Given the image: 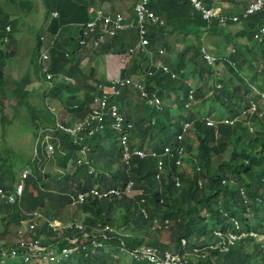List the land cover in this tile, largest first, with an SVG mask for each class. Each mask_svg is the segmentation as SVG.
Here are the masks:
<instances>
[{"label":"trees","instance_id":"obj_1","mask_svg":"<svg viewBox=\"0 0 264 264\" xmlns=\"http://www.w3.org/2000/svg\"><path fill=\"white\" fill-rule=\"evenodd\" d=\"M95 1L99 3L107 1L112 4L113 0H42L43 18L47 20L45 31L48 37H54L47 46L49 59L44 62L41 59L43 41L38 34L34 38L27 70L19 79L20 88L23 85L28 86L33 81L45 82L47 87L42 90L41 96L50 97L62 106L63 117L56 118L51 112L55 120L48 121L46 126L40 128L42 130L54 127L58 120L65 126H71L73 118L83 119L90 110L92 97L96 94L101 96L100 93L107 90V84L110 82L106 79L102 81L99 79L101 86L99 88L91 73H81L80 56L76 57L79 49L87 48L90 54L103 55L108 52L123 53L132 47V43L129 42L131 33L122 36L127 30L117 31L110 38L109 34L102 33L100 25L95 26L93 30L83 27L84 36L76 40V48L68 53L74 57V62L70 61L72 64L70 65L64 52L66 46L58 41L65 27L89 20L87 7ZM158 1L160 3H157ZM199 1L206 10L214 8L218 3L221 8L220 16L215 14L205 18L202 10H197L189 0H186V3L185 0L149 1V9L162 16L165 23L162 26H147L148 32L144 38H148L149 43L144 46V52H140L142 47L134 51L132 69L123 71L122 75L131 71L135 76L145 75L146 88L157 89V95L162 99H170L173 96L178 111L182 110L181 97L185 98L192 86L188 80L196 81L194 97L199 98L202 106L208 108L205 114L209 118L216 106L224 109L227 114L234 112L235 106L233 103L229 104L228 98L233 99L237 96L240 101L247 103L248 100H252L256 105V112L250 118L253 131L249 132L243 123L233 127L223 124H217L216 128L210 127L204 119L191 113L187 119L192 123L193 136L185 138L182 144L192 160L188 174L186 170L185 173L180 172L179 165L164 157L165 178L155 182L153 177L156 162L151 157L133 156L128 165L120 160L123 150L114 138L116 136L114 126L118 127L119 131L126 132L130 147L142 148L146 139H149L150 148L160 153L164 145L171 143L181 133L180 121L170 107H164L159 113L147 108L135 98L136 91L129 85L121 93L111 95L102 109L108 116L103 122L111 126L110 132L113 135L111 137L115 140L108 150L106 130L97 137L85 140L91 145L88 151H82L80 146L73 144L64 133L49 132L52 134V139L48 141L52 143L51 150L44 148L45 145H40L41 141L37 140L30 161L23 163L19 170L18 175L26 171L22 179L20 177L24 184L21 202L11 205L0 203V222L3 224L1 235L15 229L27 210L38 209L46 219H63L62 211L67 209L64 223L72 224L71 228H64L60 233L48 231L44 235L47 239L41 240L43 243L41 245L47 251L56 254L61 252L62 248L73 245L70 240L77 237V244H88V247L91 240L98 242L96 248L77 250L68 257L59 259L58 262L37 257L27 262L19 257L23 248L7 239L0 241V264H30L35 261H43L44 264H151L143 260L137 262L135 258L129 256L132 250L142 245H154L161 253L165 251L177 253L183 261L190 264L187 255H191L192 250L182 247L181 239L194 241V245L200 248L207 245L214 247L218 242L219 246L222 242L224 246V236L221 242L219 236L213 235V230L219 226L224 232L230 226L228 219L237 218L240 220L238 222H241L237 227L246 231L259 230V226L264 225V222H261L264 212V43L257 47L245 46L242 50H234L233 53L225 52L218 56L212 65H208L201 56L200 49L202 39L206 40L207 37L212 38L216 35H220L224 44L235 48L237 37L249 38L253 31L258 29L263 13L256 11L242 17V13L238 12L240 0ZM4 2V5H0V89L4 76V62L16 55L18 46L14 34L18 21L17 10L11 7L6 9L13 0ZM52 11L57 13L54 18H50ZM233 17L241 20V30L231 20ZM219 19L222 20L221 23L218 22ZM135 36L137 38L136 34ZM67 39L68 44H73L72 37ZM80 40L84 43L80 44ZM5 45H10L9 52H6ZM112 47L115 50H111ZM159 47L165 53L164 59L159 53ZM172 50L174 56L171 59L168 54ZM219 62L222 67L216 70L215 64ZM148 69L151 70V75L147 74ZM164 70L168 72L165 73ZM60 76H66V80H61L56 86L57 77ZM65 81L69 84L62 87L61 84ZM218 83L220 87L208 96L209 91ZM115 90L120 91V88L115 87ZM80 91L83 94L77 98ZM11 92H16L14 96L18 94V90ZM19 92L22 95L26 94L24 90L19 89ZM18 104L19 102L15 106L16 109ZM111 107L116 114H123L125 116L123 119L129 124L117 122L110 115ZM65 117H68L67 121L62 120ZM152 117L153 124L150 123ZM51 122L53 126H49ZM40 129L32 119L31 130L35 136ZM229 146L231 149L228 151V159L220 160L213 168V155L220 156ZM54 147L66 151L67 155L56 162L55 168H51L47 160L54 153ZM83 158L86 161H83ZM244 159H248L246 164ZM31 161L32 164H29ZM3 163H0V188L11 191L12 185L18 184L20 179L6 177L5 173H11L12 168L11 164L7 165L5 161ZM67 163L71 164L70 172L65 169ZM89 170L92 172L88 173ZM244 171H248V175H244ZM177 174L181 180L180 187H176L173 181ZM225 177L233 181V186L222 184V178ZM129 180L133 181V189L139 190L140 194L129 197L121 193L119 197L111 196L105 200L86 196L82 203H71V195L87 192L94 184L124 189ZM198 181L201 182V186ZM155 187H159L160 190ZM240 191L244 195H241ZM141 208L147 211L146 217L141 213ZM155 217L162 219L168 217L173 223L165 227L158 222L153 223ZM258 220L260 221L257 222ZM76 223L81 227H75ZM105 225L121 228L120 235L105 230ZM34 227H38L34 230L38 236L49 228L46 221L33 225L26 233L20 231L19 234L26 235ZM229 230L235 231V228L229 227ZM165 232L168 233L170 244L160 240V233ZM201 237L204 238L200 240ZM252 240L251 237H240L238 243L228 246L226 251L208 248L205 257L196 259L198 262L196 264H264V252L253 244ZM11 249L16 250L19 255L10 258L8 253Z\"/></svg>","mask_w":264,"mask_h":264},{"label":"clouds","instance_id":"obj_2","mask_svg":"<svg viewBox=\"0 0 264 264\" xmlns=\"http://www.w3.org/2000/svg\"><path fill=\"white\" fill-rule=\"evenodd\" d=\"M138 1H140V0H134L132 2V9L130 10V11L133 12V19H134V27L133 28L135 29V34L137 35L136 41L133 43L131 48H127L125 50V52H123L124 54L121 56L120 62L118 61L117 58H115V60H117L116 68L114 67V73H113L112 77H110V79L107 80L110 83L107 84V90L105 89V91L103 93H100V94H102V95L106 94L108 96V99H109V97L111 96V88H112V91H114L116 94H118L119 92L121 93L122 90H124L126 87L131 85L133 87V90L136 91L135 92V98H138V100L140 102H142L144 105H146L147 108H149L150 110L153 109V110L157 111V113H159V112L164 110V107H170L174 111L175 114H182V119H179L180 125H181V133H179L170 144L164 145L163 148H162V152H160V153H157V152L153 151L150 148V145H148V148H146V146H144L142 148L130 147L129 142H128V135L126 134V132L119 131L118 127L114 126L115 130H117L119 132V139L116 141V143L123 150L122 151V157H121L120 160L123 161L124 164L128 165L130 160H131V158L133 156H137L138 158L151 157L156 162V165H155L156 171H155L153 180L155 182H160L161 179L165 178V166H164V161H163L164 157H166L169 161H173L176 165H179L180 166V172H184L185 173V170H184L185 164L186 163L191 164L192 160H188L187 151H186L185 147L182 145V144H184V139L185 138H190V137L193 136L192 135V131H191V130H193V129H191V126H192L191 124L192 123L190 122V120L187 119L188 115H190L191 113H194V114L198 115V117L204 119L208 126L215 127V128L217 127V124H223V125H228V126L233 127V126H235L238 123H243V124H245L246 129H248L249 132H252L253 131V126H252L250 118H251V116L254 115V112H256V105H255L254 101H252V100H248V103L246 101H240V104H241L240 107H238V108L234 107V112H232L231 114H227L224 109H222L219 106H216L213 115L209 118L205 114V112L208 111V108L207 107H203L202 106V102L200 101V99L199 98L197 99L196 97H194V90H196V88L194 86L193 81L189 82L190 80H188L190 86L191 85L192 86H191L190 90L188 91L187 96L185 98L181 97V101L180 102L182 104V110L178 111L177 110V105H175V99H174L173 96H171L170 99L169 98H164L165 100H163L162 98H160L157 95V89H155V88L154 89L146 88V85L144 83V81L146 79L145 75L142 74V75H139V76H135V75H133V71L128 72L125 75H122L123 71H130L132 69L131 66L134 64V59H133L134 51L139 49L140 47H142L140 49V52H144V46L149 43L148 38H144V36H146V34L148 32V27L147 26H149V25L162 26L165 23V21L163 20L164 18L162 16H159V15L155 14L152 10L149 9V7H148L149 1H148L147 4H146L147 9L153 12V14L157 17V20H156V22H151L150 20H146L144 22V30H143V32H140V30L138 28L137 19H136L135 15H134V7H135V4ZM258 2H260V4ZM99 4H101V2L99 3L98 1H95L91 5H88L87 13L89 15V20H87L86 22L80 24V26H79V37L78 38H81V37L84 36V34H85L84 28H86V24L89 21H91L92 18H93V13L90 11L91 9L93 11H100L101 13H103L105 15H109L111 17H113L114 14H116V13H120V14L123 13L120 10H116L114 12H110V11L106 10L105 7H103V6L99 5ZM214 9L217 11V13H216L217 16H220L219 13L221 11V8L218 5V3H216V6L214 7ZM256 11H261L263 13L262 16H261V24L258 27V29L256 28V30L253 31V33L251 34V37H249V38L240 37V36L237 37L240 40V42L235 43V48H230V50L228 52L233 53L234 50H236V49L237 50H242L245 46H252L251 43L250 44L246 43L247 41L251 42L252 40H256L257 41V45L255 47H257L259 45H261V46L263 45V43H264V40H263L264 39V37H263L264 36V0H240V8H239L238 12L242 13L241 14L242 17H245L248 14H252V13H254ZM53 12L56 13L55 11L50 12V18H54V17L57 16V13H56V16H52ZM231 20L234 21V24L239 28V30L242 29L241 20L238 17H233V18H231ZM125 21H126L125 23H127V27H125L123 30H128V29H130L129 28V22L126 19H125ZM218 22L221 23L222 20L219 19ZM216 24L218 25V23H216ZM97 25H99V24H97ZM230 25H231V23H230ZM169 30L171 31L172 28H169ZM112 36H110V38ZM216 36H220V35H216ZM51 38L53 39L54 37H51ZM51 38L49 37L48 45H49V42L52 41ZM41 39L43 41V46H42L41 50L43 51V50H45L47 48L44 45V42H45V40L47 38L44 37V36H41ZM203 42H204V39H202V46L200 48L201 49V56L204 57V59L207 61V63L209 65H212L216 61L217 57L213 53H209V52L206 51V49L203 46ZM111 50H115V49L112 47ZM159 53L161 55H165V53L161 49V47H159ZM103 55L106 56V57H108L110 55L117 56V54L109 53V52L107 54H103ZM157 63L159 64V61H157ZM216 64L219 65L221 63L219 62V63H216ZM216 64H215V69L217 67ZM160 66H162V65H160ZM221 67H222V64H221ZM143 68H145V67H143ZM147 71H148L147 72L148 75L152 74L150 69H148ZM164 72L167 73L168 71H164ZM171 76H172V74H171ZM115 78L117 80H115ZM97 85L99 86V88H101V86H100V84L98 82H97ZM115 87H119L120 91L115 90ZM219 87H220V83H218L215 88H213L212 90L209 91L208 96H210ZM101 90H104V89H101ZM254 92L257 93L255 90H254ZM99 97H101L99 94H96V95H94L92 97V101H91V103L89 105V109L90 110H89L88 114L90 113L91 108L95 106V99L99 98ZM261 105H263V102L261 103ZM88 114L83 119H85L88 116ZM110 115L113 116L112 114H110ZM107 117L108 116L105 115L103 113V111H102L101 120L99 121V124L101 125V127L98 128V130L95 131L92 135H87L86 133H83V138L81 140H74L68 134L60 131L58 129V127H57V124H62V123H60L61 120L56 121L54 127L48 128L47 131H49L50 133H54L55 131H59L61 133H64V134H66L69 137L70 141L73 144L79 145L82 151H88L89 147L91 145L89 143H87L85 140H89L92 137H97L100 133H102V132H104L106 130V127H107L108 124L104 123L103 120H105ZM113 117H114V119L117 122H119L121 120V118H125V116H123V114H121V113L116 114ZM83 119H75V118H73L72 119V124L69 127H72L73 123L75 121H79L80 122ZM153 122H154V117L151 118L150 123L153 124ZM50 133H48V134H50ZM50 135H52V134H50ZM48 139H52V138L51 137H47V140ZM122 140L124 141V143H122ZM48 145H50L52 147V143L48 142L46 144V147H48ZM230 149H231V147L229 146V150L228 151H230ZM139 153H142V155H140ZM228 154H227V156H228ZM125 155H128V157L125 158ZM216 156L217 155H213V157H216ZM227 159H228V157H227ZM227 159H224V160L226 161ZM83 161H86L85 158H83ZM243 161L246 164L248 159H244ZM195 164L196 163L194 162L193 165H195ZM215 167H216V165L213 166V168H215ZM197 170H199L198 167H197ZM91 172H92L91 170L88 171V173H91ZM243 173H244V175L245 174L248 175L249 172L248 171H244ZM25 174H26V171H22L18 175V179H20V177L22 179V177ZM106 176H108V174H106ZM248 177H250V176H248ZM21 179L18 182L21 183V185H22ZM173 181H174V185L176 187H180L181 180H180V176L178 174L173 177ZM198 184H199V186H201V182L200 181H198ZM222 184L223 185L233 186L231 184H234V183H233V181H231L229 179V177H225V178H222ZM16 185L17 184H13L12 185V190L11 191H6L3 188H0V189L3 191L4 194L9 195V194L14 193V190H15L14 187ZM93 189L95 190L96 194H92L91 193V190H93ZM155 189H157L158 191L160 190L159 187H155ZM121 193L125 194L126 196L131 197V196H136L137 194H140V191L136 190V189H133V181L129 180L127 182V184L125 185L124 189L111 188V187H100L98 184H94V186L90 187L87 192H78L76 194H73V195L70 196V199H71V203H82L86 196H92V197H95V198H97L99 200H105V199L110 198L111 196L119 197ZM240 193H241V195H244V194H242V191H240ZM22 194H23V190H22ZM79 195L82 196L81 199H79ZM20 202H21V197H20L19 201L14 202V203H9L5 199L0 197V203L11 205V204H15V203L19 204ZM161 202H162V200H160V203ZM140 211L144 215V217H146L148 215L147 211L144 208H141ZM38 214H40L41 217H39ZM262 218L263 219H262L261 222H264V212L262 214ZM29 220H31V221H29ZM48 220L49 221H58L60 223L59 230L57 231V233H60L61 230H63L64 228H71V226H72V224H70V223H64L63 219H58V218L57 219H46L45 217H43L42 213L38 209L27 210V211L24 212L23 217L19 220V224L17 225V230L15 228L16 235H15V240L12 243L16 245L17 242L20 239L26 238V239H37L40 242V244H43V243H41V240L47 239L44 235L48 231H53L51 228H48L46 230V232L42 233L40 236H38L34 232V230L36 228H38V227H34L31 230V232L26 234V235H20L19 232L29 228L28 224H32L33 223L34 225H37V224H40V223H44V222H46ZM238 221H240V220H238L237 218H233V219H228L227 220V222L230 223L229 227L235 228V231H230L229 227H228L223 232V231L220 230L219 226L217 227V229L213 230V235L214 234H219L220 235L219 238H222V236H224V238H225L224 239V241H225V245L224 246H223V242H222L223 239H220V241L222 242L221 246H219V243H217V244H215L214 247L207 245L205 247H201L200 248V247H197V245H194V241L189 242L186 239H181L180 240V244H181L182 247H185L188 250H192L191 255H195L197 257L196 259H198V258L200 259V258L205 257V253L208 250V248L209 249L218 248V250H220V251H223V250L226 251L228 246H234L235 244H237L240 237H249V238L251 237L253 239L251 242H253V244H256L264 252V225L263 226L260 225L259 228H258L259 230L255 229V230L246 231L245 229L241 230V229H239L237 227V225H239V223H241V222H238ZM259 221L260 220H258L257 222H259ZM152 222L153 223L158 222V224H162L165 227L166 226H170L173 223L172 220L170 218H168V217L167 218H163V219L159 218V217H155ZM257 222H256V227H257ZM79 226L81 227L80 224H78V223L75 224V227L80 228ZM105 230H108L110 233H115L117 235H120V232H121L122 229L121 228L120 229H116V228H113L112 226L105 225ZM218 230H220V232H217ZM12 234H14V232ZM228 235H232V236H234V238L233 239H229ZM203 238L204 237H201L200 240H202ZM74 239L78 240L77 237H73L70 240V242H72ZM93 242L95 243V246L93 245ZM89 243H90V245H89L90 247H88V244H86V245L77 244V241H76L75 243H72L73 245L69 246L68 248L73 247L74 245H77V249H75V251H77V250H79V251L80 250H85L86 251L89 248L95 249L96 246L98 245L97 242L92 241V240ZM121 246H123V245H121ZM142 247H154V248H156L154 245L153 246H151V245H142L141 247H138V248L132 250L129 253V256L134 258L131 255V253L133 251H136L137 249L142 248ZM121 249H123V247H121ZM165 252H170V251H165ZM9 253H10V251H9ZM9 253H8V255L10 256ZM170 253L173 254V255H178L180 257V255L177 254V253H173V252H170ZM56 255L58 256V261H59V259L66 258V257L69 256V255L63 256L62 254H60V252L56 253ZM189 256H190V254L187 255L188 263H190V264L198 263L196 261V259L190 258ZM137 262H142V261H137Z\"/></svg>","mask_w":264,"mask_h":264},{"label":"rangeland","instance_id":"obj_3","mask_svg":"<svg viewBox=\"0 0 264 264\" xmlns=\"http://www.w3.org/2000/svg\"><path fill=\"white\" fill-rule=\"evenodd\" d=\"M134 0H129L128 3V9H132V2ZM101 6L105 5L107 7V2ZM103 6V7H105ZM15 8L17 10V25L16 30L14 32L15 37L18 42L17 46V52L16 56L13 58H10L6 60L5 66H4V76L1 81V89H0V163L6 162L7 165L11 164L12 172L11 173H5L6 177H9L11 179L17 180L18 173L20 168L23 166L22 164L30 161V157L33 155V151L35 148V144L37 140H40V145H45L44 148H46V143L50 141L51 139L47 140L48 133L47 129H40L44 126H46L48 121L55 120L56 118L61 119L63 116L62 114L63 109L62 106L57 103V101L52 100L50 97L43 98L41 96L42 90L47 87V84L45 82H31L28 86L23 85L22 88L19 86V79L17 78L19 73L22 75V72L24 73L27 70L28 67V61L30 58V52L32 41L35 38L36 35L41 33V36L43 35V29L41 27L42 25L46 24L47 20H43L42 16L44 13V8L42 4V0H13V2H10L8 4V7L6 9ZM7 13H10L7 11ZM43 20V21H42ZM164 20V19H163ZM66 28V27H65ZM129 31V32H128ZM131 33V37L129 42L134 43L136 41L135 36V29H128L123 36L126 34ZM78 34H74L73 37V44L76 43V39H78ZM45 37V36H44ZM47 39L44 42V45L47 47L49 37H46ZM190 38V37H189ZM126 39V38H125ZM189 40V39H188ZM191 41V40H189ZM210 41H212L210 43ZM240 42V40L237 38L236 43ZM246 43L252 44L253 46L257 45L256 40H252L251 42L247 41ZM226 44V43H225ZM224 42L221 41L220 36H211L203 42V46L206 49L207 52L213 53L216 57L222 56L225 52H228L230 50V46L227 44L225 45ZM6 52H9L11 47L10 45H5ZM76 46V45H75ZM28 48V49H27ZM69 49L74 50V46L70 47ZM82 49H79V51ZM164 59L165 55H161ZM169 58L172 59L173 50L168 54ZM94 56L90 55L88 59H90V65L97 66V62L95 61ZM106 64H104L105 68L108 65H114L117 60H115V55H110L108 57L104 56ZM112 60V61H111ZM114 62V63H113ZM114 67L110 69V72H108L106 69V76L109 78V74L113 75L114 73ZM221 68V64L217 65L216 69L219 70ZM99 72V70H98ZM100 73V72H99ZM66 80V77L64 78ZM67 80L70 81V78H67ZM190 80V79H189ZM53 81H51L53 85ZM191 82V80L189 81ZM70 83H73L70 81ZM195 84L196 81H193ZM65 84H69V82H64V84H61L62 87L65 86ZM56 86L59 85V83L56 81ZM32 86H36L37 90L32 88ZM202 86V85H201ZM50 87V86H49ZM20 90L26 91L25 95H22ZM34 89V92L32 90ZM13 90H18V98L14 96V93H11ZM81 96L78 95L77 98H80ZM18 104V109L15 108L16 104ZM173 102V101H172ZM229 104L233 103L236 108L240 107V100L236 96L235 98L231 99L228 98ZM17 111H16V110ZM52 112V113H51ZM178 119H182V114H177ZM32 119L35 121L36 125L39 127V133L37 136H35V133L33 130H31L32 125ZM49 126H53L52 122ZM111 127L107 125L106 127V149L108 150L110 147V144L112 142H115V140L111 137L113 136L111 134ZM114 134L116 135L114 138H116V141L119 139V132L117 130H114ZM149 139H146V143L144 144L146 148H148L149 145ZM196 145V143L194 144ZM53 146L56 147L55 144ZM54 147V148H55ZM229 147H226L224 151H222L220 156L212 157V163L213 166L217 165L220 160L227 159ZM67 155L66 151H61L58 148H55L54 153L51 155V157L47 160L48 166L51 168H55L57 165L56 162H59L61 160V157ZM2 160V162H1ZM188 160H191V158L188 155ZM4 164V163H3ZM32 164V161L29 163ZM24 166H26L24 164ZM190 164L186 163L184 166V170H186V174H188V171L190 169ZM65 169L67 171H71L72 167L70 163L66 164ZM6 179V178H5ZM8 180L6 179V182ZM233 185V184H231ZM67 215V209L62 211L61 216L65 217ZM63 218V220H64ZM1 220V217H0ZM253 224V222H251ZM3 228L2 222L0 223V241L4 240H11L12 242L15 240L16 230L12 229L9 230L7 234L1 235V231ZM10 229V228H9ZM26 230V229H25ZM23 230V231H25ZM14 232V234H12ZM217 232H220L218 230ZM12 234V235H11ZM21 234V233H20ZM160 240L166 244H170L171 241L168 239L167 235L168 233H160ZM21 235H24L23 233ZM217 236H220L219 234H214ZM229 239H233L234 236L228 235ZM13 239V240H12ZM222 239V238H220ZM229 242V241H228ZM251 243V242H250ZM225 251V250H223ZM190 258L196 259L197 257L195 255H190ZM214 259V257H213ZM17 263V262H16ZM30 264H44L43 261H35L31 262Z\"/></svg>","mask_w":264,"mask_h":264},{"label":"built area","instance_id":"obj_4","mask_svg":"<svg viewBox=\"0 0 264 264\" xmlns=\"http://www.w3.org/2000/svg\"><path fill=\"white\" fill-rule=\"evenodd\" d=\"M150 0H140L135 4L134 7V15L137 19L138 28L140 32H143L144 30V22L146 20H150L151 22H156L157 17L153 14L152 11L147 9V2ZM190 2L194 5V7L197 10H202L203 16L205 18L215 15L217 11L214 8H210L208 10L205 9V7L201 4L199 0H190ZM260 4V2H258ZM93 13V18L91 21H89L86 24V29L93 30L97 24H99L101 27V31L103 34H109L110 36L114 35L115 32L123 30L125 27H127V23H125V18L122 14L116 13L113 17L109 15H105L101 13L100 11H93L90 10ZM52 16H56V13H52ZM51 41L49 42V44ZM84 41L80 40V44H83ZM41 59L42 61H46L49 59L47 48L42 51L41 53ZM116 94L114 91H112L111 88V95ZM108 99V96L106 94L101 95V97L95 99V106L91 108L90 113L88 116L83 119L82 121H75L73 123L72 127L65 126L63 124H57V127L60 131L68 134L70 137H72L74 140H81L83 138V133H86L87 135H92L95 131L98 130V128L101 127L99 124V121L101 120V114L102 109L104 108L105 102ZM111 114L113 116L116 115L114 110L111 107ZM95 125V126H94ZM122 143L124 141L122 140ZM48 150H51V146L48 145ZM142 155V153H139ZM128 155H125V158H127ZM14 193L6 195L3 193V191L0 189V197L5 199L9 203H14L19 201L21 195H22V188L21 183L17 184L14 187ZM92 194H96L95 190H91ZM82 196L79 195V199H81ZM39 217H41L40 214H38ZM31 221V220H29ZM34 224H28V227L31 228ZM48 226L52 230L59 229L60 223L58 221H49L48 220ZM80 227V226H79ZM27 228V229H29ZM77 240L74 239L72 243H75ZM19 248L22 249V254L19 255L16 250V248L10 250V257L14 258L17 255L19 257L23 258L24 261H28L30 259H33L34 257L38 258H46L49 261H58V256L56 254H53L52 251H47L44 246L40 244V242L37 239H26L22 238L20 239L17 244ZM93 245L95 246V243L93 242ZM75 249H77V245H74L70 248H62L60 254L63 256H67L72 254ZM131 255L135 258L136 261H147L151 264H187L181 257L178 255H173L170 252H159L154 247H142L140 249H137L136 251H133Z\"/></svg>","mask_w":264,"mask_h":264},{"label":"crops","instance_id":"obj_5","mask_svg":"<svg viewBox=\"0 0 264 264\" xmlns=\"http://www.w3.org/2000/svg\"><path fill=\"white\" fill-rule=\"evenodd\" d=\"M107 1H101L102 5L105 4ZM128 3H129V0H113L112 1V4L108 3L107 2V7L105 5V9L110 11V12H114L116 10H121L125 17L126 20H128L129 22V28L130 29H134V19H133V12L130 11V9H128ZM4 5L5 2L4 0H0V5ZM43 18V16H42ZM44 20V18H43ZM42 20V21H43ZM84 23V22H83ZM80 24L82 23H73V24H70L69 26H67L66 28L63 29V33L62 35L60 36V39L58 41V43H60L61 45H65L66 46V50L64 51L65 54L67 55L66 58L69 60V63L70 61L73 63L74 62V57L72 55H68L69 52L73 51L72 49H69L70 47L74 46V48H76V43L75 44H68V37H74V34H78L79 35V26ZM46 26H47V21H46V24L45 25H42L41 24V27L43 29V35L45 37H47L48 35L46 34ZM129 32V31H128ZM41 34V33H39ZM123 36V35H122ZM121 36V37H122ZM79 37V36H78ZM118 40H121V38H118ZM34 42H35V39H33L32 41V45L31 47H28V48H33V45H34ZM133 45V44H132ZM27 48V49H28ZM57 48V47H56ZM125 52V51H123ZM78 53V52H77ZM124 53H118L116 58L118 59V61L120 62V59H121V56L123 55ZM92 55L95 58V61L97 62V66H94V65H90V59H88V57ZM16 56V55H15ZM80 56V68L79 70L81 71L82 74H89L91 73L92 74V78L93 80L97 81L98 83L99 82V79L102 81V80H109L111 75L109 74V78L106 76V71L105 69L110 72V69L112 67H114V65L112 64L111 66L107 64L106 68L104 66V64H106V61H105V58H104V55L100 54V55H96V54H90L89 50L87 48H82V50L79 51V54H76V57ZM29 62V61H28ZM70 65H72L70 63ZM115 66H116V63H115ZM67 66H65L66 68ZM85 70V71H84ZM99 70V72H98ZM88 71V72H87ZM19 76L17 78H21V76L23 75V72H22V75L19 73L18 74ZM66 76H63V77H57L58 80H56L57 82H60L61 80H63ZM92 83V81H91ZM32 88L36 89V86H32ZM34 89L32 90V92H34ZM11 93H14V92H11ZM83 94L82 91L78 92L77 95H80ZM16 98H18V94H16L15 96ZM165 100V99H163ZM75 119H78V118H75ZM64 121H67L68 120V117H65L63 118ZM48 137H51L50 134H48Z\"/></svg>","mask_w":264,"mask_h":264},{"label":"bare ground","instance_id":"obj_6","mask_svg":"<svg viewBox=\"0 0 264 264\" xmlns=\"http://www.w3.org/2000/svg\"><path fill=\"white\" fill-rule=\"evenodd\" d=\"M190 1V0H189ZM157 3H160V1H158ZM185 3H186V0H185ZM190 4V3H189ZM188 4V5H189ZM188 8V7H187ZM189 9V8H188ZM190 10V9H189ZM194 12V11H193ZM199 12V11H198ZM192 13V12H191ZM195 15V14H194ZM190 25V24H189ZM192 25H194V24H192ZM191 25V26H192ZM98 26V25H97ZM202 26V25H201ZM204 26V25H203ZM195 27V26H194ZM99 36V35H98ZM98 38V37H97ZM189 38V37H188ZM99 39V38H98ZM105 40V39H104ZM189 40H191L190 38H189ZM127 42V41H126ZM145 48V47H144ZM151 51V50H150ZM154 51V50H153ZM140 53V52H139ZM138 53V54H139ZM234 55H236V53L234 54ZM205 61V60H204ZM145 64H147V63H145ZM207 64V63H206ZM209 65V64H208ZM145 66V65H144ZM145 67H147V66H145ZM166 68V67H165ZM168 69V68H167ZM85 71V70H84ZM165 71V70H164ZM88 72V71H87ZM133 75H135V74H133ZM115 80H117L116 78H115ZM235 96V95H234ZM121 122H124V123H126V124H129V122L128 121H126V120H124L123 118H121V120H120ZM92 139V138H91ZM169 139V138H168ZM170 140V139H169ZM92 140H90V142H91ZM172 141V140H171ZM170 141V142H171ZM89 143V142H88ZM170 144V143H169ZM159 148H161V147H159ZM159 150V149H158ZM95 151V150H94ZM78 154H79V151H78ZM88 154V153H87ZM89 154H91V152L89 153ZM80 155V154H79ZM89 156V155H88ZM120 157V156H119ZM91 159V158H90ZM122 175V174H121ZM134 178V177H133ZM23 186H24V184H22L21 185V188H22V190H23ZM47 225H48V221H47ZM59 229H55V230H53V231H55V232H57ZM26 231H27V229L25 230V231H21V232H24V233H26ZM215 242V241H214ZM98 243V242H97ZM219 243V242H218ZM212 244V243H211ZM220 245V244H219ZM55 254V253H54ZM28 262V261H27ZM146 262V261H145Z\"/></svg>","mask_w":264,"mask_h":264}]
</instances>
